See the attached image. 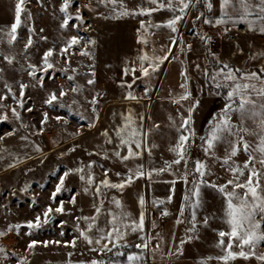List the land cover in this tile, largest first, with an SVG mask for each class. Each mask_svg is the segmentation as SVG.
<instances>
[{
	"label": "snow or ice",
	"instance_id": "6c2138e0",
	"mask_svg": "<svg viewBox=\"0 0 264 264\" xmlns=\"http://www.w3.org/2000/svg\"><path fill=\"white\" fill-rule=\"evenodd\" d=\"M74 3L75 0H52L49 5L47 0H35L39 8H51L52 15L59 20L58 30L61 32V36L42 51L40 42H47L49 38L43 35L44 28L37 30L35 27L30 7L33 0H12L13 21L10 25L0 26V122H10L12 119L18 122V127L6 133L8 137L15 136L20 129L24 130V134L19 136L22 152L0 146V171L17 169L33 159V152L40 154V162L43 163V148L33 137L44 134L50 119L57 124L61 121L64 125L69 123L66 116L57 114L50 117L49 111L64 110L73 114V106L79 108L81 101L77 97L82 95L84 85L78 81V76H83L87 86L97 84L94 63L83 65L87 69L83 73L71 66L74 55L94 60L95 54L91 49L96 44L95 40L84 41L79 35V31L90 30L92 26L86 23L79 6L73 10ZM83 7L106 20L147 17L139 20L137 29L138 43L144 50L135 58L122 62L115 81L116 86L123 90L125 101L140 104L143 100L151 99L152 78L165 62L178 61L181 64L179 75L182 81L178 84L181 91L175 96L169 93L171 103L177 105L175 116L168 118L175 130L168 148L174 158L164 160L159 166L151 160L153 149L158 145L150 142V133L160 125L153 123L146 126L145 115L131 107L112 113L114 117H119V122L112 121L102 131L98 130L103 138L98 150L89 151L83 145H73L68 152L60 155L63 157L83 148L89 157L118 161L123 165V170L113 172L97 160L83 159H79L75 167L64 169L59 176L53 170L56 182L48 197L49 203L23 222H12L7 215L4 217L5 222L0 225V264H12L13 258L15 264H31L30 256L35 254V250L50 245L70 249L64 264H176L184 255L185 245L200 240L201 229L211 227V222L217 219L212 215H200V209L204 206V188L217 192L223 205L222 215L218 218L220 227L213 229L216 252L202 257L199 264H235L238 260L264 264V250H261L264 245V48L257 49L254 44H248L251 51L245 54V49L230 35L238 25L243 24L246 31L264 36V0H138L133 8H129L125 0H87ZM158 13L165 15L156 22L153 17ZM189 21L192 24L190 30L203 45L204 59L203 63L193 60L190 66H185L182 57L186 58L192 52L193 44L185 43L181 28ZM204 26L214 31L204 30ZM21 29L26 30V38L21 34ZM164 29L169 33V42L161 49L166 48V51H163V55H156L153 49L150 54L146 50L150 37ZM73 30L76 34H71ZM64 32L69 33L66 38ZM217 37L234 41L233 51L227 60L213 50L212 45ZM37 53L38 58L34 61ZM237 54L246 55L249 63L238 66L235 62H229ZM61 62L63 67L57 68ZM49 70L63 72L66 83L49 90L45 86L44 75H39L47 74L49 79H53ZM193 74H198L202 80V93H223L224 99L220 112L209 121L207 131L198 137L199 144H196L193 116L200 108L201 101L190 88ZM24 76L29 79L25 81ZM140 80L145 82V90L143 95L138 96L133 89ZM30 88H40L46 93L42 98L44 107L40 109V119L31 124L25 123L22 118V112L34 111L29 104L31 96L26 97V90ZM104 95L102 91H94L90 99L84 97L90 106V115L85 116L79 111L75 113L80 120L87 122L83 127L97 128L100 120L98 106ZM65 97L69 99L65 100ZM234 114L238 116L239 124L232 122ZM80 134L77 131L69 133V136ZM247 137H254V142ZM4 139L5 136H0V141ZM219 145H223V156L217 155ZM194 146L203 153V158L192 156ZM241 153L246 159L238 162L236 158ZM132 161L137 163L132 164ZM180 165L183 166L182 171L177 168ZM216 165L229 178H221L222 182L209 179L217 175L213 171ZM96 169L101 170L100 178ZM31 171V168H27L24 174ZM165 173L175 177L167 198L149 201L145 195L138 194L134 202L136 211L129 210L122 199L124 190L140 180L150 186L154 177ZM72 175L79 177L84 185L82 190L72 193L67 200H58V197L71 192L66 181ZM177 182L187 186L176 217L177 224L186 223L187 227L178 242L175 238L165 240L158 231L153 235L152 231L158 226L155 220L150 222L152 231L146 227L150 207L160 209L163 217L170 215L163 206L172 202ZM30 189L31 184L28 183L18 190L11 182L8 185L9 194L13 197L18 192L28 193ZM82 194L90 197L87 202L90 211L87 213L83 206L77 207L80 204L77 197ZM38 204L39 201L33 196L31 207L35 208ZM9 205L10 201L5 204L0 199V208L6 212ZM57 216L69 217V220L57 225V234L61 239H35L39 231L55 223ZM69 222L72 223L74 235L64 240V228ZM14 237L24 240L26 255L18 254L16 245L9 247L2 243ZM77 249H80L79 253ZM85 252L94 255L83 260L72 259L74 255L82 256Z\"/></svg>",
	"mask_w": 264,
	"mask_h": 264
},
{
	"label": "rangeland",
	"instance_id": "374dc122",
	"mask_svg": "<svg viewBox=\"0 0 264 264\" xmlns=\"http://www.w3.org/2000/svg\"><path fill=\"white\" fill-rule=\"evenodd\" d=\"M47 3L50 5L52 3V0H47ZM34 18H35V27L37 30L39 28H44L45 31L43 35L48 36V41L40 42V49L41 51L44 48H47L51 45V43L54 40H57L61 36V32L58 30V24L59 20L52 15L51 8L48 7L46 9H41L38 6L35 5V0H33V4L30 5ZM77 8V0H75V3L73 4V10ZM93 16L95 14L92 12ZM13 21V10H12V0H0V26L4 25H10V23ZM98 21V20H97ZM97 23V22H96ZM95 23V24H96ZM96 24V29H97ZM241 31L243 29H240ZM96 32V30H95ZM21 34L26 38L27 33L26 30L21 29ZM71 34H76L75 30L72 31ZM69 35L68 32H64L63 36L66 38ZM79 35L83 37L84 41H87L91 39L89 36H84L79 31ZM83 43V41H82ZM22 47V45H21ZM39 53H37L36 56L33 57V60L35 61L38 58ZM92 61H89L86 57H81L79 55H74L71 57V66L78 68L80 73H83L87 71L83 65H87L89 63H92ZM21 63L23 61L21 60ZM18 66V65H17ZM171 72V66L167 65ZM63 67V62H61L60 65H57V68ZM49 73L54 77L53 79H49L47 74H39L44 75L45 78V86L49 90H54L57 85L65 84V75L61 71H53L49 70ZM164 75L168 76V80L166 82L160 83L158 87H166L170 84V74L169 70L166 69L163 70ZM29 78L27 76H24V80L27 81ZM164 78H161V81ZM78 81L84 85V91L81 96L77 97L81 101V105L79 108L77 106H73V114H69L64 110H59L58 112L49 111V116L52 117L54 115H62L66 116L69 120V123L67 125L63 124V121H61L60 124H57V122L54 119H50L49 123L45 126L46 131L43 135L39 137H33L40 145L47 139L46 134L50 135L54 132L53 136L51 137H58L59 133L61 132H69L74 131L72 129L80 128L83 130V125H86V121L80 120L79 116L75 114L77 111L83 113L85 116L90 115V106L87 105L86 100H84V97L91 98V94H94V91L96 90L95 86H87L86 81L83 78V76H78ZM71 83V82H68ZM180 83V82H179ZM151 88L155 85H150ZM197 86V85H195ZM178 88V85L176 86ZM192 90V86H190ZM196 88V87H194ZM198 89V88H197ZM194 89L193 94L196 96L197 99L201 101L200 108L194 113L193 119L194 124L193 127L196 130L197 133V139L196 144H199L200 141L198 137L200 135H203L208 128L209 121L220 112L221 108L224 105V99L223 93L221 95H205L199 90ZM181 90L178 88V93ZM169 93V91H167ZM166 93V92H165ZM176 93L175 95H177ZM46 95L43 89L40 88H30L26 90V97L31 96V100H29V104L34 108V111L32 113L22 112V118L25 123H33L37 122L40 119V109L44 106L42 105V98ZM152 98L148 100L147 105V117H151V119H147V126L153 125V123L160 125V127L153 128L152 132L150 133V142L155 143L158 145L157 148L153 149V156L151 157V160L155 162L156 166H159L163 163L164 160H171L173 159V154L168 151L169 143L172 140V138L175 135V130L171 127V123L169 121V116H175L177 105L171 103V99H167L165 96L160 99L158 96L160 94H157L154 96V93L149 94ZM68 97H65V100H68ZM102 102V101H101ZM99 104V112L101 108V103ZM28 105H26L27 107ZM47 110V109H45ZM232 122L239 124V119L236 114L232 117ZM37 126H39L37 124ZM18 127V122H16L14 119H12L10 122H0V136H5V139L3 141H0V146H4L6 143V140L8 136H6V133L12 130V128ZM18 133H24L23 129H20ZM64 135V133H63ZM247 139L254 142V137H247ZM42 146V145H41ZM192 156L194 158H203V153L197 148L193 147L192 149ZM217 155L223 156V145H219L217 147ZM61 155L54 154L51 156L46 157L45 163H41L40 161L36 160L35 163L27 164L23 163L20 165L17 169L10 170V171H0V193H3L2 196H0V199H3L5 204L10 205L7 210L0 208V225H2L4 221V217L7 215L8 218L12 222H23L26 219H30L33 217L34 213L36 211H39L40 208L43 205H46L49 203L48 197L51 194V191L54 190V185L56 182V176H59L62 171L65 169V165L60 157ZM238 162H243L246 157L241 153L237 158ZM148 160L147 154H145V161ZM27 168H31L32 171L27 173V175L24 174V170ZM179 170H183V166H177ZM115 171H119L117 168ZM53 170H56V176L52 175ZM214 172L217 173V175H214L210 177L209 179L222 182V179L229 178L228 175L224 172L223 169L219 167V165H216L213 169ZM222 178V179H221ZM175 179L174 176L165 173L163 175H159L154 177L153 182L150 186H146L145 181L141 180V186L145 190L146 198L151 201L152 199H166L169 194V188L172 187L171 181ZM73 179H71V176L66 181V186L71 189V192L65 193L64 196L58 197L59 199H65L67 200L68 197L74 193V186L72 183ZM11 182V184L18 190L21 188L25 183L31 184V189L28 193H19L13 197L9 194L8 191V185ZM186 185L183 182H177L175 184V192L173 195V200L170 204H166L163 207H166L170 213L169 216L164 217V220H159L158 214H160V209L151 207V215L153 219L157 223V228L155 231H152V234L154 235L156 231L160 232L165 240H171L175 238V240L178 242L180 238H182L185 234V228L187 227V224H177L176 223V217L178 215V209L183 203V196L185 194ZM203 198H204V206L202 209H200V215H212L217 217L216 220L211 222V227L207 229H201V239L198 241H194L191 244L185 245V252L182 257L176 262V264H199V260L207 256L209 254H214L216 252V249L214 248V242L216 240V235L213 229L220 227V221L219 217L222 215V205L223 201L222 198L219 196V194L215 191H213L210 188H204L203 190ZM35 196V198L39 201V204L33 208L31 207V199ZM66 207H71V205H66ZM187 215V213H186ZM63 220H69V217L66 216H57L56 221L53 225L47 226L41 231L37 233L35 236V239L37 240H49V239H61L58 236V229L57 225L63 221ZM65 236L62 238L64 240H69L72 238L74 232L72 223L69 222L65 228ZM6 246H17V252L20 255H26L27 253L24 252V240L19 238H11L5 241H2ZM261 250H264V245L261 246ZM70 251L68 248H57L54 245H50L48 248L38 247L35 250V254L30 256L31 264H41L40 260L43 255H50L57 254L63 262V258H66V253ZM76 255L72 257L73 260H76ZM49 262V261H48ZM51 263V262H50ZM64 263V262H63ZM12 264H15V260L13 258ZM235 264H256L255 261L245 262L243 260H238L235 262Z\"/></svg>",
	"mask_w": 264,
	"mask_h": 264
},
{
	"label": "crops",
	"instance_id": "0c3cea01",
	"mask_svg": "<svg viewBox=\"0 0 264 264\" xmlns=\"http://www.w3.org/2000/svg\"><path fill=\"white\" fill-rule=\"evenodd\" d=\"M127 6L129 8H133L138 3V0H125ZM95 14V13H94ZM163 13L155 14L153 19L156 22H159L161 17L164 16ZM96 20L98 24L96 32L90 36L92 40L96 41L95 46L92 47V51L95 54V59L92 63L95 64V71H96V90L102 91L105 95L101 99V108H100V120L97 123L96 129H89L87 127L81 130L80 128L72 129L74 131L61 132L59 133L58 137H51L53 136L54 132L50 135L46 134L47 139L41 143V147L43 148V163H45L46 157L60 154L62 152H68V150L73 145H83L87 147L89 151L98 150L103 138L99 136V131H102L105 127H108L110 122L116 121L119 122V117H114L112 113H119L125 111L126 108L131 107L137 110L138 112L142 113L146 117L145 124L147 126V105L148 100L141 101L140 104H136V102H129L123 99V90L116 86L115 81L118 79V71L122 65V62H126L127 60H131L135 58L137 54L142 52L143 47L141 44L138 43V33L137 29L139 28V20L147 19V17H124L119 20L116 19H103L99 15L95 14ZM199 27V26H198ZM192 28L191 21L184 24L181 28V31L185 36L189 33H192L190 30ZM240 29H243L242 31ZM204 30L214 31L208 29L207 26H204ZM230 35L235 37V41H238L245 49V54L250 52L251 50L248 49V44H254L257 49L264 48V36H260L259 34H253L245 30V25L241 24L237 26V29L230 33ZM169 42V33L166 29L158 30L155 35L150 37V44L149 47L146 49L150 54L152 53L153 49H155L156 55H163V51H166V48L163 50L161 46L167 45ZM186 43V41H185ZM233 43L234 41H229L226 38L221 39L219 44L216 45L213 50L223 57L225 60L228 59V56L233 51ZM203 46V45H202ZM176 50L174 49V52ZM185 59V66H190L193 60H198L199 62L203 63L204 59V50L201 53H197L194 50L188 53ZM229 62H235L238 66L249 63L246 59V55H235L232 56V60ZM171 66V72L169 67ZM169 70L170 74V84L166 87H158L160 83L166 82L168 80V76L162 74L163 70ZM182 71V66L178 61H173L171 63L165 62V64L161 67L159 73L152 78L150 85H155L151 88L150 92L154 93V96L160 94L158 97L162 99L164 96L167 99H171L169 97V93H172L175 96L178 93V88L176 87L179 82L182 81V77L179 73ZM164 78L161 81V78ZM193 79L191 81L190 86H192V91L194 89L199 90L200 84L202 80L198 74H193ZM130 79V78H129ZM197 85V86H195ZM196 87V88H194ZM135 93L140 96L143 95L145 90V82L143 80L137 81L134 85ZM169 91V93L167 92ZM166 92V93H165ZM152 98V96H151ZM99 130V131H98ZM79 131L80 135L69 136V133H76ZM64 133V135H63ZM24 133H17L15 136L8 137L4 146L13 151L22 152L21 144L22 142L19 141V136L23 135ZM35 140V139H34ZM36 141V140H35ZM37 142V141H36ZM38 143V142H37ZM110 147V146H105ZM33 159L28 160L24 163L32 164L35 163L36 160L38 162L41 160L40 154L32 153ZM66 168L75 167L77 161L79 159H83L84 161L88 160H97L99 163L104 164L105 167L111 168L113 172H115L117 168L119 171L123 170V165L119 164L118 161L114 159H110L107 161L101 160L99 156H92L89 157L87 153L84 152L83 148H78L75 153H69L65 156H60ZM132 164L137 163V161H132ZM98 174V178L102 175L100 169H96ZM71 179H73V190L74 192L81 191L83 188V184L79 181V177L77 175H72ZM115 179V177H113ZM110 193L109 195H111ZM145 195V190L141 186V180L137 181L136 184L132 185L131 187L124 190L122 199L125 202L126 206H128L129 210L135 212L137 209V205L134 203L136 201L137 195ZM80 204L77 207L83 206L85 213L90 211V206L87 203L90 200L89 196H81L77 197ZM107 206V204H106ZM152 208L150 207L148 212V222L146 223L147 229L150 231L151 229V221L154 220L151 215ZM77 214H80L77 212ZM74 235V234H73ZM83 245H81V248ZM79 253L80 249L76 250ZM91 255L85 252L82 256L76 255V260H83ZM59 260L61 258L57 254L50 255H43L41 257V264H64L65 258H63V262ZM49 261V262H48ZM51 262V263H50Z\"/></svg>",
	"mask_w": 264,
	"mask_h": 264
},
{
	"label": "built area",
	"instance_id": "2783aa9c",
	"mask_svg": "<svg viewBox=\"0 0 264 264\" xmlns=\"http://www.w3.org/2000/svg\"><path fill=\"white\" fill-rule=\"evenodd\" d=\"M87 3V0H77V6H79L83 12V15L86 19V23L87 24H90L92 27L90 30H81V34H83L84 36H92L94 33H95V30H96V17L93 16L92 12L89 11L87 8H84L83 6ZM74 23V21H73ZM220 38H216L213 42V45L212 47L215 48L216 45L219 44L220 42ZM185 41L186 43H192L193 44V50L197 53H201L203 51V46L201 44V42L196 38L195 34L192 32V33H189L185 36ZM159 220H164L165 218L163 216H161V214H158V218Z\"/></svg>",
	"mask_w": 264,
	"mask_h": 264
}]
</instances>
